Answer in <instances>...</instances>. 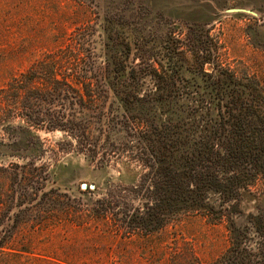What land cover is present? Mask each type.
<instances>
[{"label":"trees","instance_id":"1","mask_svg":"<svg viewBox=\"0 0 264 264\" xmlns=\"http://www.w3.org/2000/svg\"><path fill=\"white\" fill-rule=\"evenodd\" d=\"M204 24H193L183 40H171L158 54L140 49L144 51L137 52L135 65L126 63L127 51L109 45L104 57L124 107L136 111L146 103L164 115L156 121L128 118L129 145L122 150L141 169L129 186L106 182L99 191L97 185H80V194L89 196L87 203L62 193L52 199L75 225L104 221L125 237L156 233L184 215L200 214L212 223L224 220L229 244L204 264H264L263 215L248 212L244 224L234 220L244 215L241 203L254 195L251 188L264 181V90L254 76L238 74L223 63L221 43ZM81 31L77 27L64 48L45 53L0 86V145L37 159L44 148L36 131L58 129L70 147L96 158L89 114L98 109L96 100L106 90ZM127 46L122 45L130 50ZM186 70L193 76L178 86ZM23 167L13 172L24 178L19 197L13 201L0 187V209H7L8 201L19 207L32 200L25 179L35 177L36 170ZM12 168L0 166V171ZM41 198L43 203L50 200L45 191ZM0 228L6 239L16 230L15 225ZM2 238L0 252L6 243Z\"/></svg>","mask_w":264,"mask_h":264},{"label":"rangeland","instance_id":"2","mask_svg":"<svg viewBox=\"0 0 264 264\" xmlns=\"http://www.w3.org/2000/svg\"><path fill=\"white\" fill-rule=\"evenodd\" d=\"M200 21L219 39L223 63L238 74L254 76L264 90V0H0V86L45 53L64 48L80 27L106 90L96 100L98 109L89 114L92 141L97 144L95 159L70 147L58 129L36 131L44 148L37 159L23 158L22 149L0 145V166L13 167L8 173L0 171V187L9 198L14 196L13 201L24 179L15 178L14 170L21 166L36 170L35 177L25 179L32 200L19 207L8 201L7 209H0V227H16L8 239L0 230L6 242L0 264H204L227 248L224 220L212 223L200 214L184 215L156 233L125 237L104 221L75 225L52 199L62 193L89 202L88 194L79 192L82 183L90 188L97 185L99 191L106 182L129 186L141 169L122 150L129 145L127 121L133 117L156 121L160 113L164 115L146 103L136 111L124 107L104 57L109 45L127 51L126 63L135 65L138 51L151 49L158 54L164 46L170 47L171 40H183ZM127 44L130 50L122 47ZM192 76L188 70L182 72L177 85ZM110 142L114 148L108 146ZM251 190L255 193L241 203L244 215L234 218L236 224H244L248 212L264 218V181L258 180ZM43 191L50 197L45 203Z\"/></svg>","mask_w":264,"mask_h":264},{"label":"water","instance_id":"3","mask_svg":"<svg viewBox=\"0 0 264 264\" xmlns=\"http://www.w3.org/2000/svg\"><path fill=\"white\" fill-rule=\"evenodd\" d=\"M85 186H86L85 183H82V184H81V187H82V188H85Z\"/></svg>","mask_w":264,"mask_h":264}]
</instances>
